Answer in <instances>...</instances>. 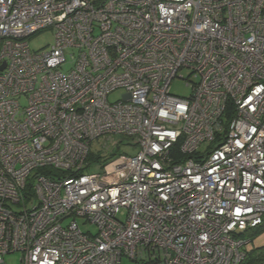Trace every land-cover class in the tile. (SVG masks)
Listing matches in <instances>:
<instances>
[{
    "label": "built area",
    "instance_id": "obj_1",
    "mask_svg": "<svg viewBox=\"0 0 264 264\" xmlns=\"http://www.w3.org/2000/svg\"><path fill=\"white\" fill-rule=\"evenodd\" d=\"M262 225L264 0H0V264H241Z\"/></svg>",
    "mask_w": 264,
    "mask_h": 264
},
{
    "label": "rangeland",
    "instance_id": "obj_2",
    "mask_svg": "<svg viewBox=\"0 0 264 264\" xmlns=\"http://www.w3.org/2000/svg\"><path fill=\"white\" fill-rule=\"evenodd\" d=\"M28 42H29L31 49L33 50H39V49L48 47L53 42V31L50 29H46L38 33H35L28 39ZM190 72L191 71L188 68L181 69L179 71L177 77L174 78L170 84V91L172 94L180 96V97H189L191 93V87L188 86L186 83L188 82L190 85V81L195 80V78L192 76V74H190ZM179 76H182L183 78H179ZM122 93H124L123 89H117L113 91L111 94H109L108 100L109 101L118 100L121 97ZM21 104L25 105L26 101L22 99ZM118 148H119L118 146L112 147V152L131 154V153H135V151L137 150L136 148H127L123 146H121L119 150ZM91 154L94 156L95 155L98 156V154H100L102 157H104V154L106 156H109V154H107V151H105V149L102 148V144L99 141H94L91 144ZM76 220L82 230L84 231L89 230L90 232H95L94 226L86 222L84 218L77 217ZM20 258H21L20 252H12V253L5 255L4 260L6 264H20ZM121 264H145V263L136 262V261H133L127 258L126 256H123L121 258Z\"/></svg>",
    "mask_w": 264,
    "mask_h": 264
},
{
    "label": "trees",
    "instance_id": "obj_3",
    "mask_svg": "<svg viewBox=\"0 0 264 264\" xmlns=\"http://www.w3.org/2000/svg\"><path fill=\"white\" fill-rule=\"evenodd\" d=\"M98 157L95 155L90 154L89 158L90 160H96ZM40 172H50L48 169L40 170ZM264 231V225L259 226L257 228H254L253 230H248L246 232L241 233V236L249 237L251 240H253L256 236H258L260 233ZM264 261V251L262 250H247L244 260L241 264H260ZM142 263L145 264H155V261L152 258H147V260H144Z\"/></svg>",
    "mask_w": 264,
    "mask_h": 264
},
{
    "label": "crops",
    "instance_id": "obj_4",
    "mask_svg": "<svg viewBox=\"0 0 264 264\" xmlns=\"http://www.w3.org/2000/svg\"><path fill=\"white\" fill-rule=\"evenodd\" d=\"M251 244L248 250H262L264 251V231L251 240ZM260 264H264V261Z\"/></svg>",
    "mask_w": 264,
    "mask_h": 264
}]
</instances>
